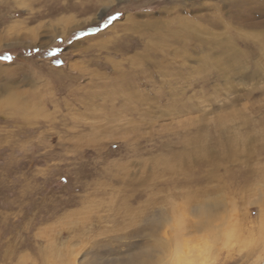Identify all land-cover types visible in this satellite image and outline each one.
<instances>
[{
  "label": "rangeland",
  "instance_id": "obj_1",
  "mask_svg": "<svg viewBox=\"0 0 264 264\" xmlns=\"http://www.w3.org/2000/svg\"><path fill=\"white\" fill-rule=\"evenodd\" d=\"M187 240L184 264H264V0H0V264Z\"/></svg>",
  "mask_w": 264,
  "mask_h": 264
},
{
  "label": "bare ground",
  "instance_id": "obj_2",
  "mask_svg": "<svg viewBox=\"0 0 264 264\" xmlns=\"http://www.w3.org/2000/svg\"><path fill=\"white\" fill-rule=\"evenodd\" d=\"M207 200L208 201H203V202L199 201V203L193 208L194 215L196 217H199L200 220L196 221V222H195V220L192 221L191 224H190V227H191V229L193 231H195L197 233L200 232L199 234H201V232L205 233V232H210L209 230H212L213 232H210V235L213 237V239L215 238V240H216L217 238L214 236V234H215L214 231L217 230V229L220 230L222 228H227L228 227L227 225H229V220H227V218H225V217L221 218V219L217 218L215 213H216V211L219 210L220 207L217 206L216 204H214V202H210L209 198ZM195 238L200 240L199 238L194 236V238H191L190 242L196 240ZM187 243H188L189 247L188 248L186 247L183 250L184 251L183 253L185 255V259L184 258H180V257L178 258V256H176L173 264H184L185 261L187 259H189V257L199 258V257H201V255L204 254V253L201 254L203 252V249L201 247L202 246L205 247L204 244L202 246L199 244L198 246H194L193 245V246L190 247V244H189L188 240H187ZM198 243H200V242H198ZM178 245H181V244H178ZM209 246L210 245H208L207 247H209ZM137 256H139V255H137ZM137 256L135 255V256H129V257L123 258V259L122 258L121 259H116V260H113L111 263H109V262H99V264H144L148 260V259L147 260H143V259L141 260L140 257L138 258ZM206 263H207V260L202 256L201 261H200L199 264H206ZM91 264H98V263L97 262L95 263V261H94V263H91Z\"/></svg>",
  "mask_w": 264,
  "mask_h": 264
},
{
  "label": "snow or ice",
  "instance_id": "obj_3",
  "mask_svg": "<svg viewBox=\"0 0 264 264\" xmlns=\"http://www.w3.org/2000/svg\"><path fill=\"white\" fill-rule=\"evenodd\" d=\"M120 15H122L121 13H116L115 15H108V13L106 12H103L100 14V20L102 21L101 24H99L97 30H99L100 27H103V28H107L108 25L116 20ZM57 63H60V61H57Z\"/></svg>",
  "mask_w": 264,
  "mask_h": 264
}]
</instances>
